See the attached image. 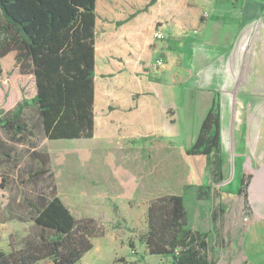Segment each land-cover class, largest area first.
Returning <instances> with one entry per match:
<instances>
[{"label": "crops", "instance_id": "obj_1", "mask_svg": "<svg viewBox=\"0 0 264 264\" xmlns=\"http://www.w3.org/2000/svg\"><path fill=\"white\" fill-rule=\"evenodd\" d=\"M107 1L106 8L97 7L101 21L96 27L110 41L107 46L106 40L95 45L91 139L100 144L92 150L110 151V157L114 150L139 144L152 151L177 150L187 139L185 135L179 139L174 131L181 115L199 119L201 125L211 110L219 112L220 150L209 157L189 155L199 133L196 127L188 138L191 146L181 147L186 155L182 190L150 194L146 211L154 199L183 196L187 227L208 235L210 260L264 264V0ZM156 33L163 38H156ZM26 77L33 79L37 94L35 76ZM123 158L116 178L127 188L126 180H136ZM125 195L134 197L135 191ZM98 207L94 204L84 218L102 221ZM8 224L17 227L15 220L3 225ZM147 229L146 220L138 236L145 249L142 256L132 239L129 252L118 256L129 264L157 257L147 255L140 242ZM133 231L129 238L135 237ZM109 236L107 231L94 239L93 249L78 264H96L108 257L102 250L106 243L113 248L114 264L117 243ZM161 257V262L172 264L170 257Z\"/></svg>", "mask_w": 264, "mask_h": 264}, {"label": "trees", "instance_id": "obj_2", "mask_svg": "<svg viewBox=\"0 0 264 264\" xmlns=\"http://www.w3.org/2000/svg\"><path fill=\"white\" fill-rule=\"evenodd\" d=\"M107 2L0 0V59L15 53L20 74L35 76L37 94L32 102L49 140L94 137L96 10L106 8ZM28 106L30 101L24 100L12 111H0V129L7 135V140L0 136L1 166L13 158L9 142L20 143L33 136L25 119ZM219 117L214 110L207 114L187 151L189 155L209 157L220 150ZM52 192L51 196L42 192L26 201L23 209H29L35 230L20 242L11 235L10 250L0 248V264H38L45 260L78 264L93 249L94 239L106 234L96 219H77L55 187ZM14 220L26 222L8 204L1 203L0 225ZM147 225V232L140 237L147 255L170 257L172 264H215L209 257L208 235L187 227L183 196L152 200ZM118 262L129 264L124 258L114 264Z\"/></svg>", "mask_w": 264, "mask_h": 264}, {"label": "rangeland", "instance_id": "obj_3", "mask_svg": "<svg viewBox=\"0 0 264 264\" xmlns=\"http://www.w3.org/2000/svg\"><path fill=\"white\" fill-rule=\"evenodd\" d=\"M110 1L113 3L114 0ZM96 12L98 14L97 10ZM97 20L101 21L99 15ZM104 35V31L96 27V45L101 46L103 40L107 39ZM108 41H104V46L108 45ZM14 55L15 53L5 60H0V111H12L22 101H30V106L25 109V119L33 131V136L20 143L9 142L8 145L13 147V158L4 166L0 165V203L4 206L8 204V208L10 207L16 215L26 219V222L15 220L13 225L17 227L11 224L0 225V248L7 252L10 250L8 233H12L11 237L16 242H20L35 230L29 209L26 207L24 210V205L27 204V200L35 199L42 192L51 196L55 187L57 195L77 218H84L90 214L94 204L99 206L100 212H98L102 219L99 220L100 224L103 225L106 233L111 232L109 237L115 236L117 245L114 246V253L117 259H120L119 254L129 252L130 239L135 243L138 255L142 256L145 249L139 243L138 236L146 228V209L151 199L149 195L182 190L181 177L185 171L186 155L181 147L191 146L188 138L192 135V131H196V127L199 132L204 119L201 125H198L199 119L184 118L180 114V119L173 126L174 131L179 139L182 135L187 139L180 141L181 147L178 145L177 150L152 151L149 145L139 144L135 149L127 146L129 149L114 150V156L110 157V151L92 150L100 144V140H49L39 121L37 107L32 102L36 95L33 79L20 74L19 68L15 67ZM177 89L180 94L182 89L179 87ZM188 93L193 92L188 91ZM188 120L191 122L189 127L186 123ZM0 136L3 140H7L6 133L1 129ZM140 148L142 150H139ZM37 154L41 156L37 158ZM167 154L169 156H166ZM123 156L126 169L136 180V182L126 180L127 188L120 187L116 178V175H120L118 162ZM138 158H140L139 162ZM110 159L111 163H109ZM41 170L47 172L38 174ZM129 191H135V196L125 195ZM133 230H136L135 237L129 238L128 235L134 232ZM104 246L107 249L102 250L109 256L100 259L96 264H111L113 248L108 243ZM125 246L127 247L123 248ZM159 259L163 258L157 256L149 258L147 262L143 257L135 264H167L164 262L165 259L162 262ZM38 264H53V262L45 260ZM118 264L124 263L118 262Z\"/></svg>", "mask_w": 264, "mask_h": 264}, {"label": "built area", "instance_id": "obj_4", "mask_svg": "<svg viewBox=\"0 0 264 264\" xmlns=\"http://www.w3.org/2000/svg\"><path fill=\"white\" fill-rule=\"evenodd\" d=\"M156 38H158V39H162L163 38V35L162 34H159V33H156ZM157 65L158 66H161L162 65V61L160 60V61H158L157 62Z\"/></svg>", "mask_w": 264, "mask_h": 264}]
</instances>
